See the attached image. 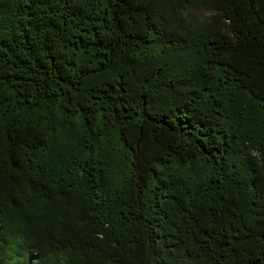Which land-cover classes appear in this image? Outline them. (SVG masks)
Wrapping results in <instances>:
<instances>
[{"label":"trees","instance_id":"obj_1","mask_svg":"<svg viewBox=\"0 0 264 264\" xmlns=\"http://www.w3.org/2000/svg\"><path fill=\"white\" fill-rule=\"evenodd\" d=\"M0 264H264V0H0Z\"/></svg>","mask_w":264,"mask_h":264}]
</instances>
